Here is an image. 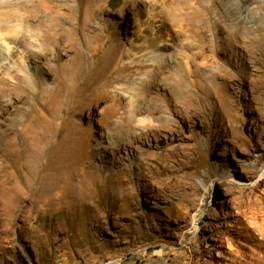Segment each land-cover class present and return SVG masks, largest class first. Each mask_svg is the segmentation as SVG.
Segmentation results:
<instances>
[{
  "label": "rangeland",
  "instance_id": "obj_1",
  "mask_svg": "<svg viewBox=\"0 0 264 264\" xmlns=\"http://www.w3.org/2000/svg\"><path fill=\"white\" fill-rule=\"evenodd\" d=\"M233 1L0 0V264H264V53ZM39 20L57 60L12 41ZM133 46L164 82L105 98Z\"/></svg>",
  "mask_w": 264,
  "mask_h": 264
},
{
  "label": "bare ground",
  "instance_id": "obj_2",
  "mask_svg": "<svg viewBox=\"0 0 264 264\" xmlns=\"http://www.w3.org/2000/svg\"><path fill=\"white\" fill-rule=\"evenodd\" d=\"M250 2H255L257 4V7L256 8H251V6H249V4H248ZM231 8L233 9V10H231L233 12H236L235 10H237V11L238 10L239 11H241V10L244 11L245 10L244 12H241L240 13L241 15L239 16V19H240L239 24H237L235 26L233 25L234 26V30L236 31V32H233V33H235V34H238L237 32L242 33L244 31V29H245L244 27H242V25H245L246 24L245 23V19L247 17L244 18V16H243L246 13V11H247V14H249L251 16L254 15L258 19V21L260 23V26H258L257 28H255L254 31H251L249 33L247 32L248 34L245 33L242 36V38L243 39L249 38L250 39V43H252L253 45H256V46L258 45L261 48L262 52L264 53V14H263V11H264V0H234ZM225 17L227 18L225 21L218 20L217 22L214 23L215 26H216V28L218 29V32L221 33V34H225L226 33L227 26L224 25V24L226 22L230 21L229 20L230 19V15L226 14ZM44 23L45 22H43L41 20H39L36 23L35 22L34 23H31L32 25H30L29 29L28 28L26 29V33H23L22 32L21 27L15 28V30H12V41L18 42L19 44H25L26 49L29 51L28 53H29V56L30 57H37V58L38 57L39 58L40 57L41 58L45 57L43 55H44V52L46 51V47H47L48 48V51L49 52L51 51L52 57L57 60L59 58L58 51H60V49L63 50L62 48L59 49V48L53 46L54 50H52V48H49L46 45L48 42L47 43H44L45 41L42 42L38 38L35 39L36 36H41V37L44 36V33H45V31L43 30V25L45 26ZM197 24H198V22H197ZM198 29H199V31L202 32L201 33L202 36L200 35L201 37L200 38L198 37L200 39L199 40L200 43L203 45V47L200 46V48H204L205 47V45H204L205 38H206L207 34L209 33L207 23L200 22L199 25H198ZM252 32H254V34H256L255 37H251L250 36L252 34ZM51 39H53V38L51 37ZM217 43L220 45V42L218 40H217ZM149 46L153 50L155 49V46L154 45H149ZM150 47H145V46H133L132 47L133 51L132 52H129L130 62L128 64H124V66L121 69L122 70V73L128 71L129 72V75L119 74V76H117V78H114L113 81H111V80L109 82L107 81L108 83H105L104 85H102V90L101 91H102V94H103V96L105 98H108L109 96H111V95H109V93H108L107 90L115 82H120V83H128V82H130V84H132V87H133L132 89L133 90L134 89L137 90V89H140L141 88L142 94H146L147 92L150 93L151 90H155L158 87H161V83L164 82L163 79H165V78L162 79L159 76L160 75L159 71L156 70V69L153 71V74H152L153 81L154 82H152L150 84V86H148V84L150 83L149 79H148V81H149L148 84H145L144 83L145 80L143 78L139 79L138 81H135V79H134V76L137 73V71H141L145 67H147V66H145V62L146 61H148V62L150 61L151 62V61H154V59H156L155 56H151L149 59H146L143 56H139L140 52H142L144 50H149ZM34 48L36 49L35 51H34ZM152 53H153V51H152ZM15 54L16 53H14V55ZM127 56H128V54H127ZM113 59H114L113 62H115L116 64L119 63V60H118L119 58L117 59V55L115 57L113 55ZM30 61H31V63H34L32 60H30ZM151 65H153V64H151ZM14 68H15V66H12V69H14ZM42 70H44V66H42ZM23 71H25L26 76H22L21 75V73H23ZM27 73H28V70H27V68L24 65H21L20 66V69H15L12 72V79L16 80L15 87H12L13 91H16V94L17 95H20L22 93V90L20 88L22 82L35 83L38 87L40 85L39 89H41V95L45 97L47 87H46L45 83L43 82V79H41L37 75L27 76ZM70 74L73 77L76 78L77 75H78V72L73 70V71H71ZM61 81L63 83L66 82L64 79L61 80ZM116 90H117V88H116ZM115 93H117V92L115 91ZM21 102L23 104H27V97H23L22 96L21 97ZM132 105H134V104H132ZM134 110L135 111L138 110L139 113H142L143 114V113H149L151 111V108H145L144 107V108H140L139 109V107H136V108H134ZM135 111H134V113H135ZM133 121H135L134 123H136L138 121L140 123V120H137L135 118L133 119ZM143 122H145V121H143ZM141 123H142V121H141ZM109 264H111V263H109Z\"/></svg>",
  "mask_w": 264,
  "mask_h": 264
},
{
  "label": "built area",
  "instance_id": "obj_3",
  "mask_svg": "<svg viewBox=\"0 0 264 264\" xmlns=\"http://www.w3.org/2000/svg\"><path fill=\"white\" fill-rule=\"evenodd\" d=\"M114 264H117V263H114Z\"/></svg>",
  "mask_w": 264,
  "mask_h": 264
}]
</instances>
